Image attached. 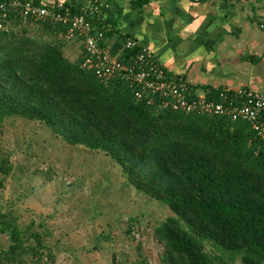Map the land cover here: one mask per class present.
Segmentation results:
<instances>
[{
  "label": "trees",
  "instance_id": "obj_1",
  "mask_svg": "<svg viewBox=\"0 0 264 264\" xmlns=\"http://www.w3.org/2000/svg\"><path fill=\"white\" fill-rule=\"evenodd\" d=\"M65 34L64 26L18 17L0 32V127L12 118L44 124L68 146L103 153L133 189L166 206L172 216L154 229L159 264H224L223 256L264 264V149L249 125L136 101L122 80L104 83L83 69L82 52L67 58ZM12 170L0 148V189ZM0 233L12 242L0 264L53 262L44 236L28 242L1 209Z\"/></svg>",
  "mask_w": 264,
  "mask_h": 264
},
{
  "label": "rangeland",
  "instance_id": "obj_2",
  "mask_svg": "<svg viewBox=\"0 0 264 264\" xmlns=\"http://www.w3.org/2000/svg\"><path fill=\"white\" fill-rule=\"evenodd\" d=\"M0 148L13 166L0 189V209L21 221L28 242L44 236L54 258L44 264H159L162 248L154 229L172 214L133 189L110 158L68 146L44 124L19 118L0 127ZM66 217L77 232L70 242L58 240L50 225ZM205 249L222 257L209 243ZM30 260L27 264H34Z\"/></svg>",
  "mask_w": 264,
  "mask_h": 264
},
{
  "label": "crops",
  "instance_id": "obj_3",
  "mask_svg": "<svg viewBox=\"0 0 264 264\" xmlns=\"http://www.w3.org/2000/svg\"><path fill=\"white\" fill-rule=\"evenodd\" d=\"M35 2L70 8L74 13L98 8L94 27L105 33L112 50L117 41L137 40L155 54L169 77L183 79L198 94L225 89L264 95V0H189L196 6L187 13L179 7V0ZM201 15L205 19L197 30L185 33L183 29ZM81 52L76 43H69L65 50L73 61L81 57ZM169 52L171 56L164 59ZM68 218L50 222L56 226L52 230L60 236L58 240L70 242L77 233ZM68 229L71 235H65Z\"/></svg>",
  "mask_w": 264,
  "mask_h": 264
},
{
  "label": "built area",
  "instance_id": "obj_4",
  "mask_svg": "<svg viewBox=\"0 0 264 264\" xmlns=\"http://www.w3.org/2000/svg\"><path fill=\"white\" fill-rule=\"evenodd\" d=\"M98 8L78 13L65 7H46L35 0H0V32L9 33L18 17L21 23L37 22L66 27L65 40L78 44L82 68L107 83L122 80L136 101H145L184 115L220 117L249 125L264 149V95L248 90H221L216 98L198 94L181 78L169 77L155 54L135 39H126L115 53L106 44L105 33L94 27ZM133 52L127 60L124 52Z\"/></svg>",
  "mask_w": 264,
  "mask_h": 264
},
{
  "label": "clouds",
  "instance_id": "obj_5",
  "mask_svg": "<svg viewBox=\"0 0 264 264\" xmlns=\"http://www.w3.org/2000/svg\"><path fill=\"white\" fill-rule=\"evenodd\" d=\"M195 6H196L195 4H190L189 0H179V7L185 13L189 12L190 7H195ZM193 15L195 16V14H193ZM204 19H205V16H203V15L199 16L198 18H196L194 20V22L191 25L185 27L183 29V31L185 33H194L197 30V28L200 26V24L204 21ZM170 56H171L170 52L169 53H165L164 59H168Z\"/></svg>",
  "mask_w": 264,
  "mask_h": 264
},
{
  "label": "water",
  "instance_id": "obj_6",
  "mask_svg": "<svg viewBox=\"0 0 264 264\" xmlns=\"http://www.w3.org/2000/svg\"><path fill=\"white\" fill-rule=\"evenodd\" d=\"M11 239L9 233H0V252H5L9 249L11 245Z\"/></svg>",
  "mask_w": 264,
  "mask_h": 264
}]
</instances>
